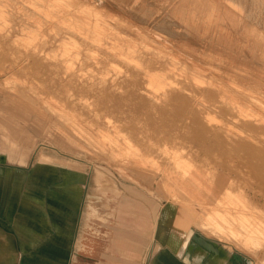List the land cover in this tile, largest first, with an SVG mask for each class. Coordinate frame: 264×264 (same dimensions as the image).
Returning <instances> with one entry per match:
<instances>
[{
  "label": "rangeland",
  "instance_id": "374dc122",
  "mask_svg": "<svg viewBox=\"0 0 264 264\" xmlns=\"http://www.w3.org/2000/svg\"><path fill=\"white\" fill-rule=\"evenodd\" d=\"M263 141L264 0H0L13 264H110L115 227L119 264L161 263L188 230L231 264H264ZM42 156L56 172L29 178ZM21 203L38 219L43 206L51 234L22 231Z\"/></svg>",
  "mask_w": 264,
  "mask_h": 264
},
{
  "label": "crops",
  "instance_id": "0c3cea01",
  "mask_svg": "<svg viewBox=\"0 0 264 264\" xmlns=\"http://www.w3.org/2000/svg\"><path fill=\"white\" fill-rule=\"evenodd\" d=\"M3 154L4 153H1V155ZM6 156L8 157V153L6 154ZM3 157L4 156H1V158ZM69 179L73 181L72 177H69ZM9 193H10L9 169H7V167L4 164H0V264H13V260L15 261V259L12 257L17 256L23 259V256L25 255V249L22 246H19L20 245L19 240L17 241V248L14 246V243H13V248L10 247L11 238H10ZM111 237L113 239L111 245L112 247H114L115 251L113 252L114 255L108 256L107 258L109 261L112 262L110 264H119L121 260L117 258V255L120 254L122 249H125V247H127V243L129 242V240L128 237L123 233V231L119 230L116 227L113 229V235L111 234ZM12 239L14 240L13 237ZM178 247L175 249H171L169 247L162 249L161 255L163 256V259L161 260V263H156V264H198V263L220 264L216 261V259L213 258L216 257L217 259H220L226 257V256L224 257V253L222 254L223 252L222 250L219 251V249L216 248H213V250L211 249L207 250V249H203L200 246L197 247V249H195L198 251V253L194 254V256L192 253L190 254L188 251L183 255V257H178L179 249H180ZM65 259H66V264H72L71 257L70 259H68L66 255ZM24 262L25 261H21L18 264H25ZM221 264H231V263L229 262V258L227 257V260L225 262H222Z\"/></svg>",
  "mask_w": 264,
  "mask_h": 264
},
{
  "label": "bare ground",
  "instance_id": "6f19581e",
  "mask_svg": "<svg viewBox=\"0 0 264 264\" xmlns=\"http://www.w3.org/2000/svg\"><path fill=\"white\" fill-rule=\"evenodd\" d=\"M202 3V2H201ZM204 5V4H203ZM80 12V11H79ZM86 12V11H85ZM74 13V12H73ZM90 14V13H89ZM75 15H77L76 13H75ZM80 16V15H79ZM82 16V15H81ZM83 16H85V15H83ZM69 18V17H68ZM83 19V18H82ZM129 19V18H128ZM84 20V19H83ZM99 20V19H98ZM41 21V20H40ZM52 21V20H51ZM86 21V20H85ZM90 21V20H89ZM39 22V21H38ZM67 22V21H66ZM102 22V21H101ZM105 23V22H104ZM39 24H41V23H39ZM80 24V23H79ZM90 24V23H89ZM103 25V24H102ZM149 25V24H148ZM80 26V25H79ZM85 25H83V27H84ZM103 27V26H102ZM104 27H105V25H104ZM85 28V27H84ZM112 29V28H111ZM88 31H89V29H88ZM78 32V31H77ZM93 32H94V30H93ZM147 32V31H146ZM115 34V33H114ZM145 37V36H144ZM89 38V37H88ZM132 39L133 38H131V40L130 41H132ZM108 40V39H107ZM218 41V40H217ZM212 42V41H211ZM120 43V42H119ZM121 45V44H120ZM123 45V44H122ZM129 45H130V43H129ZM142 45V44H141ZM119 46V45H118ZM134 47V46H133ZM151 48V47H150ZM227 48V47H226ZM117 49V48H116ZM141 49V48H140ZM145 49V48H144ZM114 50V49H113ZM146 50V49H145ZM127 51V50H126ZM212 51V50H211ZM214 52V51H213ZM121 53V52H120ZM202 54V53H201ZM112 55V54H111ZM144 55V54H143ZM155 55V54H154ZM145 56V55H144ZM209 58H210V56H208ZM132 58V57H131ZM208 69H209V67H208ZM177 70V69H176ZM159 71V70H158ZM150 73V72H149ZM146 75V74H145ZM127 76V75H126ZM202 76V75H201ZM259 79V78H258ZM248 81V80H247ZM262 81V80H261ZM149 82V81H148ZM212 82V81H211ZM252 82V81H251ZM216 83V82H215ZM214 83V84H215ZM218 83V82H217ZM238 83V82H237ZM191 84V83H190ZM226 84H231V83H226ZM239 84V83H238ZM255 84V83H254ZM257 84H258V82H257ZM257 84H256V86H257ZM213 85V84H212ZM232 85V84H231ZM146 86V85H145ZM210 86V85H209ZM237 86H239V85H237ZM214 87H216V86H214ZM233 87V86H232ZM217 88V87H216ZM218 89V88H217ZM251 91V90H250ZM145 92V91H144ZM218 92H221V91H219L218 90ZM239 92V91H238ZM202 93V92H201ZM258 93V92H257ZM149 94V93H148ZM147 94V95H148ZM167 94V93H166ZM219 94V93H218ZM243 94H245V93H243ZM248 94V93H247ZM149 96V95H148ZM166 96V95H165ZM220 96V95H219ZM246 96V95H245ZM154 97V96H153ZM163 97V96H162ZM243 97V96H242ZM252 97H253V95H252ZM257 97V96H256ZM221 98V97H220ZM248 98V97H247ZM258 98V97H257ZM256 98V99H257ZM208 99V98H207ZM221 99H224V98H221ZM258 99H260V98H258ZM253 100H255L254 98H251V96H250V102L252 101V103L253 102H255V101H253ZM262 100V99H261ZM237 101V100H236ZM263 101V100H262ZM240 102V101H239ZM225 103V102H224ZM209 104V103H208ZM254 105L256 104V103H253ZM244 105V104H243ZM242 105V103H241V106H243ZM220 106V105H219ZM214 107V106H213ZM263 108V107H262ZM162 109V108H161ZM215 109V108H214ZM166 114V113H165ZM208 114V113H207ZM207 118V117H206ZM245 118V117H244ZM246 120V119H245ZM205 122V121H204ZM259 122V121H258ZM206 123V122H205ZM257 124V123H256ZM226 127V126H225ZM172 128V127H171ZM204 132V131H203ZM240 132H242V131H240ZM218 134V133H217ZM220 135V134H219ZM216 136V135H215ZM245 137H248V136H245ZM220 138V137H219ZM251 138V137H250ZM212 139V138H211ZM214 139V138H213ZM217 139V138H216ZM4 140H5V144H7V142H6V139L4 138ZM252 140H254L253 138H252ZM207 141V140H206ZM256 142H258V141H256ZM264 142V141H263ZM238 144V143H237ZM260 144V143H259ZM229 145V144H228ZM251 145H253V144H251ZM258 145V144H257ZM240 146V145H239ZM256 146V145H255ZM229 147V146H228ZM259 147V146H258ZM2 147H0V154H1V152H2V149H1ZM236 148V147H235ZM244 148H246L247 149V152L249 153V154H252V153H250L251 151H252V149L250 148V147H244ZM3 149H6L5 147L3 148ZM199 149V148H198ZM243 149V148H242ZM239 150V149H238ZM254 151V150H253ZM257 151H258V149H257ZM14 151H12V153H13ZM246 152V151H245ZM238 153V152H237ZM257 153V152H256ZM248 154V155H249ZM8 155H12V154H8ZM18 156H19V154H17ZM201 155V154H200ZM1 156V155H0ZM3 156V155H2ZM250 156H253V155H250ZM255 156V155H254ZM259 157V156H258ZM253 158V157H252ZM255 158V157H254ZM263 160H262V162L257 166L258 167V170H260L262 173H263V176H264V156H262L261 157ZM251 159V158H250ZM257 159H259V158H257ZM260 160V159H259ZM48 161H47V158L46 157H41V159L39 160V162L36 164V166H35V169H34V172H33V174H31L30 175V177L29 178H33V179H38V177L40 178V177H42V174L43 173H45V171H46V173H50V172H53V173H55L56 172V169H55V167H54V169H52V167H50L49 166V164L47 163ZM225 167V166H224ZM45 170V171H44ZM226 170V169H225ZM187 173V172H186ZM190 174V173H189ZM182 176V175H181ZM258 176V175H257ZM53 177V176H52ZM69 173L67 172L66 174H65V184L70 188V189H72L73 191H77V192H80V190H78V188L77 187H75L74 185H73V183H72V181L69 179ZM186 177V176H185ZM54 178V177H53ZM260 178V177H259ZM41 179V178H40ZM193 181L196 183L195 184V188L197 189V190H195L196 192H201L202 191V189L203 188H205V186H204V184H203V180H202V178L198 175V176H194L193 177ZM183 180H185L184 178H183ZM187 180V179H186ZM98 183H99V181H98ZM207 184V183H206ZM99 185V184H98ZM73 186H74V188H73ZM101 186V185H100ZM215 186V185H214ZM72 187V188H71ZM193 187V186H192ZM68 188V189H69ZM100 188V187H99ZM204 190V189H203ZM211 190V189H210ZM205 191V190H204ZM206 192V191H205ZM211 192V191H210ZM79 194V193H78ZM210 194V193H209ZM212 197H215V199H214V201H216L218 204L220 203H222L220 200H219V198L214 194V192L212 191ZM264 196V195H263ZM209 197V196H208ZM200 198H201V196H200ZM213 200V199H212ZM224 204V203H223ZM214 205V204H213ZM225 205V204H224ZM228 206V205H227ZM231 208V207H230ZM236 208V207H235ZM213 209L214 208H212V212H213ZM233 209V208H232ZM229 210H231V209H229ZM210 211V210H209ZM234 212V211H233ZM232 212V213H233ZM188 213V212H187ZM208 213H211V212H208ZM222 213H223V211H222ZM229 212H228V209L226 208V210H225V215L226 214H228ZM238 213V212H237ZM216 214H218V213H216ZM230 214H231V211H230ZM214 215V214H213ZM235 215H237V214H235ZM206 216H207V214H206ZM220 216V215H219ZM231 216H232V214H231ZM247 216V215H246ZM209 217H211L210 215H209ZM235 217V216H234ZM245 217V216H244ZM238 218V217H237ZM242 218V217H241ZM246 218V217H245ZM252 218V217H251ZM259 219H260V217H259ZM235 220V219H234ZM241 221V220H240ZM253 221V220H252ZM250 222V221H249ZM254 222V221H253ZM219 223V222H218ZM216 221H214V223H212L213 224V228H217V227H219V228H221L222 226H219V224H218ZM257 222H255V224H256ZM262 223V222H261ZM264 223V222H263ZM253 224V223H252ZM259 225V224H258ZM261 225H263V224H261ZM173 226V225H172ZM247 226V225H246ZM256 226V225H255ZM176 227V226H175ZM174 227V228H175ZM257 227V226H256ZM262 227H264V225L263 226H261V228ZM210 228H212V227H210ZM223 228V227H222ZM249 229H250V227H249ZM256 229H260V228H256ZM264 230V229H263ZM262 230V231H263ZM175 231V230H174ZM213 231V230H212ZM215 231V230H214ZM256 231V230H255ZM259 231H261V230H259ZM261 231V232H262ZM217 232H219V231H217ZM250 232V231H249ZM261 232H260V234H261ZM264 232V231H263ZM262 232V233H263ZM185 233H187V231L185 232ZM185 233H181V232H176L175 231V234L178 236V237H180L181 235H184ZM259 234V235H260ZM187 235H189V237H188V241H187V243H185V245L184 246H180V247H178V248H180V254H179V256L178 257H183V255L185 254V253H187L188 251L190 252V247H191V245L193 244V238H194V231L193 230H188V234ZM197 253H198V251H197ZM188 258V257H187ZM213 259H216V261L218 262V263H222V262H225L226 260H227V257H225V258H220V259H217L216 257H214ZM201 261V260H200ZM199 264V263H198Z\"/></svg>",
  "mask_w": 264,
  "mask_h": 264
},
{
  "label": "flooded vegetation",
  "instance_id": "af4514ba",
  "mask_svg": "<svg viewBox=\"0 0 264 264\" xmlns=\"http://www.w3.org/2000/svg\"><path fill=\"white\" fill-rule=\"evenodd\" d=\"M31 197V196H30ZM29 202V201H28ZM30 203V205L31 206H38V205H36L35 203H31V202H29ZM21 207H20V209H21V212H19V214H18V218L22 221L21 222V226H22V229H24V230H22V231H25V232H27L28 234H34V236H37L38 234L41 236L43 233H46V234H51V231L49 230L50 228H48V230H46V229H44L42 226L44 225L43 223H44V220H46L47 218L46 217H44V215H43V206L41 205V204H39V206H41V208H42V212H40V214H41V216H42V218L41 219H38V217H36L39 213L37 212V211H35L34 209H32V207H31V209H28L27 211H25V209H24V206H23V204L21 203V205H20ZM25 219H29L30 221H31V224L32 225H38L39 227H33L32 229H29V231H27L26 229H25V225L26 224H24V222H25ZM42 229H43V232H42Z\"/></svg>",
  "mask_w": 264,
  "mask_h": 264
},
{
  "label": "water",
  "instance_id": "95a60500",
  "mask_svg": "<svg viewBox=\"0 0 264 264\" xmlns=\"http://www.w3.org/2000/svg\"><path fill=\"white\" fill-rule=\"evenodd\" d=\"M202 241V240H201ZM200 240H197V241H194V238H193V242H196L200 247H202L203 249H207L209 250V248H207Z\"/></svg>",
  "mask_w": 264,
  "mask_h": 264
}]
</instances>
